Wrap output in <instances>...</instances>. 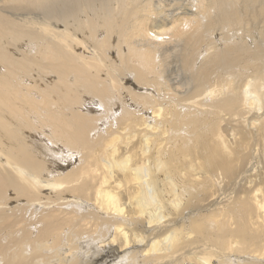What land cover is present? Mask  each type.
Wrapping results in <instances>:
<instances>
[{
  "label": "bare ground",
  "instance_id": "bare-ground-1",
  "mask_svg": "<svg viewBox=\"0 0 264 264\" xmlns=\"http://www.w3.org/2000/svg\"><path fill=\"white\" fill-rule=\"evenodd\" d=\"M113 262L264 264V0H0V264Z\"/></svg>",
  "mask_w": 264,
  "mask_h": 264
},
{
  "label": "rangeland",
  "instance_id": "rangeland-1",
  "mask_svg": "<svg viewBox=\"0 0 264 264\" xmlns=\"http://www.w3.org/2000/svg\"><path fill=\"white\" fill-rule=\"evenodd\" d=\"M111 261H112V260L110 259L109 262H111ZM113 264H116V262H115V263L113 262Z\"/></svg>",
  "mask_w": 264,
  "mask_h": 264
}]
</instances>
